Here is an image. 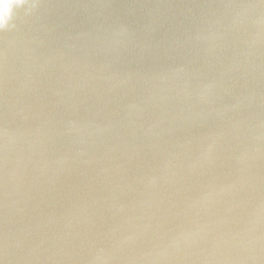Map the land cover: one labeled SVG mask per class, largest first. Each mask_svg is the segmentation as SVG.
Wrapping results in <instances>:
<instances>
[{"label":"water","instance_id":"95a60500","mask_svg":"<svg viewBox=\"0 0 264 264\" xmlns=\"http://www.w3.org/2000/svg\"><path fill=\"white\" fill-rule=\"evenodd\" d=\"M0 15V264H264V0Z\"/></svg>","mask_w":264,"mask_h":264},{"label":"clouds","instance_id":"9594fccd","mask_svg":"<svg viewBox=\"0 0 264 264\" xmlns=\"http://www.w3.org/2000/svg\"><path fill=\"white\" fill-rule=\"evenodd\" d=\"M4 0H0V3H3ZM10 3H17V4H23L25 0H9ZM8 20L6 16L0 15V30L7 27Z\"/></svg>","mask_w":264,"mask_h":264}]
</instances>
